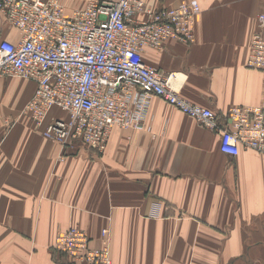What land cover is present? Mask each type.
<instances>
[{
    "label": "crops",
    "instance_id": "obj_1",
    "mask_svg": "<svg viewBox=\"0 0 264 264\" xmlns=\"http://www.w3.org/2000/svg\"><path fill=\"white\" fill-rule=\"evenodd\" d=\"M88 1L61 0L68 13ZM198 1L195 40L168 38L143 58L225 121L231 105L264 104V71L246 66L264 0ZM3 38L21 34L0 15ZM35 88L0 76V264H71L53 244L72 226L98 246L108 227L113 264H264L263 153L222 152L219 133L157 95L144 125H114L104 151L63 153L23 111Z\"/></svg>",
    "mask_w": 264,
    "mask_h": 264
},
{
    "label": "built area",
    "instance_id": "obj_2",
    "mask_svg": "<svg viewBox=\"0 0 264 264\" xmlns=\"http://www.w3.org/2000/svg\"><path fill=\"white\" fill-rule=\"evenodd\" d=\"M197 1L155 9L146 0H89L66 13L61 0H0V15L16 27L17 42L0 40V76L36 82L26 105L44 134L63 145L83 142L103 151L114 125L141 127L152 95L221 133L220 149L237 155L242 147L264 153L263 106L233 105L223 125L215 112L180 93L175 72L164 73L143 58L146 46L165 39L192 41ZM259 26L264 27V13ZM247 65L264 69V34L252 39ZM58 108L66 117L49 116ZM93 247L89 234L72 227L57 235L55 246L81 264H113L108 245Z\"/></svg>",
    "mask_w": 264,
    "mask_h": 264
},
{
    "label": "rangeland",
    "instance_id": "obj_3",
    "mask_svg": "<svg viewBox=\"0 0 264 264\" xmlns=\"http://www.w3.org/2000/svg\"><path fill=\"white\" fill-rule=\"evenodd\" d=\"M189 1H194V0H189ZM189 1H186V2H189ZM195 1H197L198 3H199V1L198 0H195ZM147 2V1H146ZM184 3V2H183ZM180 4H182V3H180ZM179 4V5H180ZM65 6V5H64ZM84 6H85V4H84ZM84 6H82V7H84ZM178 6V5H177ZM199 6H200V11L195 15V18H194V25H192V29H193V37H194V39L192 40V41H185V42H193L194 40H195V22H196V18H197V16L199 15V13L202 11V7H201V4L199 3ZM171 7H174V6H171ZM80 8V7H79ZM162 8H164V7H162ZM65 9H66V7H65ZM78 9V8H77ZM155 9H160V8H155ZM66 13H68L67 11H66ZM262 13H264V11H262L261 13H259L258 14V18H257V27H256V29L254 30V32H253V35H254V33L257 31V30H261V32L264 34V27L263 28H261L260 26H259V17H260V14H262ZM68 14H70V13H68ZM253 35H252V38H251V43H250V48H249V53H250V49H251V44H252V39H253ZM168 39V38H167ZM173 39H175V38H173ZM166 40V39H165ZM164 44V43H163ZM163 46V45H162ZM156 48V47H155ZM159 48H161V47H159ZM248 56H249V54H248ZM247 59H248V57H247ZM246 66L247 67H249L248 65H247V60H246ZM249 68H252V67H249ZM252 69H259V70H263L264 71V69H261V68H252ZM178 86V85H177ZM179 87V90H180V93H181V89H180V86H178ZM182 94V93H181ZM183 95V94H182ZM158 96V95H157ZM184 96V95H183ZM161 97V96H160ZM186 97V96H185ZM32 98V97H31ZM163 98V97H162ZM187 98V97H186ZM189 99V98H188ZM190 100V99H189ZM150 101H151V99H150ZM167 101V100H166ZM192 101V100H191ZM29 102V101H28ZM27 102V103H28ZM192 102H194V101H192ZM194 103H196V102H194ZM197 104H199V103H197ZM27 105V104H26ZM173 105V104H172ZM200 105H202V104H200ZM235 105V104H234ZM236 105H245V104H236ZM247 105H250V106H263V108H264V104H247ZM175 106V105H174ZM202 106H204V105H202ZM231 106H233V105H231ZM230 106V107H231ZM149 107H150V105H149ZM175 107H177V106H175ZM206 107H208V106H206ZM229 107V108H230ZM178 108V107H177ZM210 108V107H209ZM179 109V108H178ZM212 109V108H211ZM61 110V109H60ZM148 110H149V108H148ZM214 112H215V114L217 115V118L219 119V121L221 122V124H223V125H225L227 122H228V118H225V121H223L222 119H221V117L219 116V114H217V112L214 110V109H212ZM228 110L229 109H227V111H226V117H227V113H228ZM23 111L27 114H30V117H32V115H31V113L27 110V108H26V106L24 107V109H23ZM182 111V110H181ZM185 113V112H184ZM67 114V113H66ZM147 114H148V112H147ZM187 114V113H186ZM189 115V114H188ZM54 116H62V115H59V114H57L55 111H53V113L49 116V118H48V121H47V123H49L51 120H52V117H54ZM191 116V115H190ZM63 117H65V116H63ZM146 117H147V115H146ZM193 117V116H192ZM33 118V117H32ZM196 118V117H195ZM5 120H6V122L5 123H7V124H12L14 121L12 120V117H10V116H8V117H6L5 118ZM34 120V119H33ZM145 120H146V118H145ZM145 120H144V123H145ZM34 122H35V120H34ZM144 123H143V125H144ZM203 123V122H202ZM35 124L40 128L41 126L40 125H38L36 122H35ZM142 125V126H143ZM208 129H210V130H212V131H215V132H217V133H219L220 134V140H221V133H220V131H218V130H216V129H212V128H210V127H208L206 124H204ZM141 126V127H142ZM113 128V127H112ZM44 130H45V126H44V129H43V134H44ZM45 135V134H44ZM47 137V136H46ZM110 137V136H109ZM48 138V137H47ZM49 139H51V138H49ZM109 139V138H108ZM52 140H54V139H52ZM55 141H57V140H55ZM57 142H59V141H57ZM61 145H62V149H63V153H66L67 151H66V149L68 148V147H70V146H75V145H77V144H84V145H87V144H85V143H83V142H76V143H70V144H66V145H63L61 142H59ZM108 143V142H107ZM88 147H90V148H92V149H94V150H97V151H101V150H98V149H96V148H94V147H91V146H89V145H87ZM107 147V146H106ZM243 148H245V149H253V150H256V151H259L258 149H255V148H251V147H242L241 149H243ZM106 149V148H105ZM104 149V150H105ZM103 150V151H104ZM241 151V150H240ZM260 153H263V152H261V151H259ZM62 153V155H61V158H63L64 159V157L66 156V155H64ZM240 153V152H239ZM238 153V154H239ZM264 154V153H263ZM159 207H160V205H159ZM72 227H79V226H72ZM72 227H69V228H72ZM69 228H67V229H65V230H68ZM79 228H81V227H79ZM105 228H108V227H105ZM81 229H83V230H85L88 234H89V232L86 230V229H84V228H81ZM104 229V228H103ZM103 229H102V231H103ZM109 229V228H108ZM65 230H62V231H65ZM62 231H60V232H62ZM102 231H101V238H102V244L101 245H94L93 243H92V237H91V235L89 234V237H90V244H91V246H93V247H101L103 244H104V237H103V235H102ZM59 232V233H60ZM58 233V234H59ZM57 234V235H58ZM109 234H110V229H109V233H108V245H109V247H110V250H111V246H110V242H109ZM56 238H57V236H56ZM55 242H56V239H55ZM53 247L57 250V251H62V252H64V253H66L67 255H68V257H69V260H70V263L71 264H81V262L80 261H74L71 257H70V255L66 252V251H64V250H62V249H59V248H57L56 246H55V243L53 244ZM111 256H112V252H111Z\"/></svg>",
    "mask_w": 264,
    "mask_h": 264
}]
</instances>
